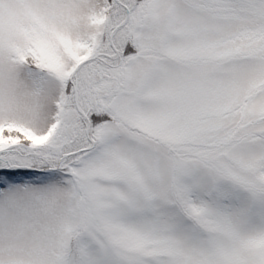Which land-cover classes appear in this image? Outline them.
Here are the masks:
<instances>
[{
	"label": "snow or ice",
	"instance_id": "snow-or-ice-1",
	"mask_svg": "<svg viewBox=\"0 0 264 264\" xmlns=\"http://www.w3.org/2000/svg\"><path fill=\"white\" fill-rule=\"evenodd\" d=\"M0 264H264V0H0Z\"/></svg>",
	"mask_w": 264,
	"mask_h": 264
}]
</instances>
